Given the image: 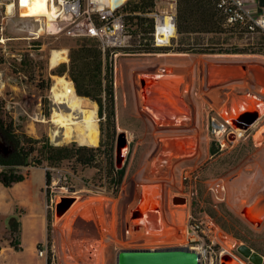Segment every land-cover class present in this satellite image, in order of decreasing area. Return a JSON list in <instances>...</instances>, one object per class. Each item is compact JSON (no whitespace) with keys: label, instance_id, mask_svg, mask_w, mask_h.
<instances>
[{"label":"rangeland","instance_id":"1","mask_svg":"<svg viewBox=\"0 0 264 264\" xmlns=\"http://www.w3.org/2000/svg\"><path fill=\"white\" fill-rule=\"evenodd\" d=\"M126 1L116 3V6ZM14 2L15 0H0V7ZM157 2L160 11L168 9L169 0ZM17 7L15 13L8 17L6 13L0 15L2 117L8 122L13 121L18 133L29 137H45L57 146L76 142L75 139L60 136L63 130L62 134L55 136L57 128L52 122L54 112H69V109L67 105L54 103L51 88L56 75L52 73L55 68H51L49 60L53 50L64 49L68 59L62 63L68 65L69 47L76 44L77 38L45 34L37 42L42 45L40 49L32 46L35 42L29 31L34 27L33 22L40 19L46 23V20H43L44 17H24L19 14L21 11L18 5ZM1 27H4L3 34ZM259 37L260 35L232 37L228 40L220 37L212 41L224 44L225 48L254 50L257 48L253 44ZM207 42V38H202L200 43ZM182 43H187L186 39L178 36L172 46L174 48L168 52L129 55L122 50L117 56L116 160L119 135L124 134L125 145L122 148H126L121 166L116 164L117 168H125L126 171L117 193L113 194L109 189L107 163L101 153H97V163L94 166L74 167V163L65 162L58 168H51L52 183L49 187L45 184L42 169L33 170L31 182L41 203L45 199L44 192L46 197L48 195L55 200L62 195L64 185L70 188L69 193H64V196L57 199L55 206L47 202V214L52 220L51 240L55 246L53 253L58 264H117V254L122 249L169 248L165 244L170 242L179 245L192 217L203 218L220 227L233 238L221 236L229 246H233L236 241L239 246L245 244L264 257V110L261 111L259 120L250 128L238 129L234 124L228 125L222 116L229 109L218 106L210 97L212 92L227 88L238 97L253 99L247 104L264 103V97L254 96L250 92L263 95L264 81L260 79L261 85L254 87L250 86L249 78H238L221 85L208 78L210 64L255 63L264 67V55L251 52L201 54L175 51ZM129 45L123 49H130L135 41H130ZM27 53L33 55L38 62L32 75V72H18V63L21 62L22 55ZM159 68H171L185 73L186 96L181 100L189 107L190 115L177 126L158 124L142 105L141 73ZM62 77L72 82L68 73ZM42 84L45 86L43 89ZM222 94L223 92L219 96ZM84 102L88 104V110L96 109L100 142L108 141L112 131L106 125V120L100 117L98 104L88 98H84ZM165 141L172 149L170 168L159 172L160 174L153 173L157 167H150V162ZM100 142L96 146H87L97 148ZM76 143L81 144L79 141ZM212 146L216 150L214 155L210 151ZM6 152L8 148L0 135V153ZM43 169L46 171L47 167ZM27 170L22 169L24 174L28 173ZM215 183L225 185L221 197L211 190ZM63 198H74L68 209L58 208ZM182 198H186V201H182ZM139 207L142 211H135ZM250 208L259 209L262 220H253L246 213ZM62 211L65 213L59 215L58 212ZM227 213L246 223V228L232 222ZM221 223H227L233 228V232L226 231ZM145 230L146 234H143ZM161 231L162 235L155 237ZM235 231H241L248 242L236 237ZM11 240L9 232L0 234V251H4L3 255L7 252L5 248L12 246ZM2 259L0 254V260ZM231 259L242 264L232 257ZM241 260L245 262V259Z\"/></svg>","mask_w":264,"mask_h":264},{"label":"trees","instance_id":"2","mask_svg":"<svg viewBox=\"0 0 264 264\" xmlns=\"http://www.w3.org/2000/svg\"><path fill=\"white\" fill-rule=\"evenodd\" d=\"M123 1L125 0H112V3L115 6L116 3H122ZM169 4H174L176 8L178 35L185 38L187 42L185 44L182 43L175 51L181 53L198 52L201 54H244L251 52L264 55V33L254 34L260 35L259 40L253 44L257 48L254 50L239 47L232 49L230 47L216 48L212 46L195 49L196 45L205 44L200 43L202 38H207L208 43L211 45L214 44L212 40L215 38L221 37L228 40L233 37L232 35L222 37L223 34H228L232 30L225 31L223 28L224 17L217 8L216 0H169ZM156 6L157 0H127L117 8L118 13L125 15L128 30L132 36L131 41H135V45L129 47L130 49H112L104 54L96 39L80 37L77 38L75 45L69 47V64L62 63L52 71L54 75L60 77L68 73L77 94L98 104L100 117L106 120V125L112 131L111 138L106 142L101 140L100 146L97 148L79 145L76 142L57 146L45 137L35 139L23 133H18L13 121L8 122L3 119L1 114L2 107L0 106V135L8 148V152L0 153V166H2L0 183L6 187H12L14 184L23 182L26 179L28 173L24 174L22 169L47 167L45 180L46 185L49 187L52 183L51 168H58L65 162L74 163V167L94 166L97 163V153H101L107 163L106 174L109 189L113 194L119 191L126 171L125 168H117V160L115 159L116 85L115 61L112 55L122 50L128 54H151L159 51L168 52L174 48L172 46L159 48L152 46L151 34L154 30V20L149 14L154 11ZM5 12L6 7H0V15L3 16ZM236 32L238 34L237 38L245 37L244 29L236 30ZM254 35L250 34L247 36ZM40 38H32L33 42H35L32 46L40 49L42 45L37 43ZM192 40H195V42ZM37 64L38 62L33 55L24 54L21 62L18 63V72H32V75L36 71ZM44 87L42 84L41 88L43 89ZM101 131L104 134L102 127ZM210 151L213 155L216 153L213 146ZM47 201L48 203L51 202L48 195ZM227 214L232 222L246 228V223L230 213ZM9 225V233L12 237L10 244L16 251H21L22 246L18 241L21 236L20 223L16 217H11ZM221 226L226 231L233 232V228L229 227L227 223H221ZM51 229L52 220L50 215L47 214V245L49 250L47 264H52L54 257L51 250ZM234 234L244 242H248V239L242 235L241 231H235ZM43 247V244L38 245V249Z\"/></svg>","mask_w":264,"mask_h":264},{"label":"built area","instance_id":"3","mask_svg":"<svg viewBox=\"0 0 264 264\" xmlns=\"http://www.w3.org/2000/svg\"><path fill=\"white\" fill-rule=\"evenodd\" d=\"M52 2L56 3L58 7L56 22H52V26H50L47 22L35 19L32 24L34 26L33 29L29 31L31 39H38L45 34H61L72 38L90 37L98 41L99 47L104 54L112 49H123L130 46L129 42L132 36L129 33L125 15L117 12V8L120 5H115V7L111 0H51ZM216 2L218 10L224 17L223 28L225 31L232 30L228 34H223L222 37L232 35L237 38L236 30L240 29L245 30L244 36L264 33V6L259 8L256 0H216ZM15 3L16 7L18 5L20 8L19 0H15ZM6 16L8 17L7 14ZM149 16L154 20V30L151 34L152 46L155 48L173 46L179 36L175 5L168 4V9L163 12L158 9L157 2V6ZM2 20H5V17H2ZM3 31L4 27H1L2 34ZM211 46L220 48L223 47V44L214 43L210 45L207 42L202 45H196L195 49ZM111 54L113 53L111 52ZM118 55L119 53L112 55L115 61V69ZM227 124L229 125V122ZM1 170L2 166H0ZM211 190L215 195L221 197L225 190V185L223 183H215ZM69 192L70 188L64 185L60 196H64V193ZM59 197L55 200L51 199V206L56 205ZM222 198L225 197L223 196ZM221 236L228 237L229 235L208 220L192 217L186 225L184 235L181 238L182 242L179 245H175L172 242L166 243L165 247H189L196 250L200 256L199 264H222V258L225 255L243 262L241 258L244 259V257L238 253L239 245L236 241L233 246H229L222 240ZM38 255L48 261V245L38 249ZM54 261L53 257L52 264H56ZM245 262L248 261L245 260Z\"/></svg>","mask_w":264,"mask_h":264},{"label":"bare ground","instance_id":"4","mask_svg":"<svg viewBox=\"0 0 264 264\" xmlns=\"http://www.w3.org/2000/svg\"><path fill=\"white\" fill-rule=\"evenodd\" d=\"M19 3L22 16L44 17L46 22L49 24L56 22L58 7L55 3H51V0H23V2L22 0H19ZM15 7V4L9 3L8 11L13 13ZM66 54L67 51L64 49L53 50L49 60L51 68H57L62 62L67 61L68 58ZM237 64L240 63L225 62L210 64L208 66V70L210 72V81L217 83V85L225 84L221 81L224 79V77L228 76L226 71H235L236 68L233 65ZM229 66L233 67L230 68ZM249 71L250 86L256 87V85L260 84V79L264 81L263 68L259 66H250ZM54 77L55 82L51 88L54 97V103L59 105H67V108L69 109V112H60L57 110L54 112L52 122L57 128L55 131V136L60 135L63 130V134L61 133L62 135L60 136H64L68 139L72 138V140L75 139L84 145H98L100 142V129L98 126L96 109L88 110V104L84 102V97L82 98L79 96V94H77L76 89L71 81H68L64 77L57 75ZM140 79L141 93L143 96V108L146 110L147 114L153 116L158 124L164 126H177L179 122H183L187 116L189 117V107L181 100L186 96L185 73L183 74V72L176 71V69L171 68H159L149 72L148 76L146 73L144 74V72L141 73ZM143 79L146 80V88H144L145 83L143 82ZM222 92V96H219V94ZM250 92L253 93L254 96L258 95L259 97H264V94H256L254 91ZM210 97L218 106H221L222 108L227 107L229 109L226 110L222 116L225 118V120H228L230 124L231 118L238 116L243 111H247L251 108H257L261 113V111L264 110V103L258 102L247 104L253 99L249 97H238L233 91L230 92L227 88L212 92ZM163 143L164 145L162 143L160 145V151L154 154L150 162V167L153 165L154 167H157V170H151L153 173L165 172L170 168L172 149L166 141ZM125 149L126 148H117V157L121 159V162L118 164L119 167L122 164ZM256 209L257 208H250L246 210V213L253 220H259L262 218L261 213L258 212L259 209ZM64 213L65 212L63 211L58 212L59 215H63ZM262 214H264V208L262 210ZM231 264L237 263L236 261H232Z\"/></svg>","mask_w":264,"mask_h":264},{"label":"crops","instance_id":"5","mask_svg":"<svg viewBox=\"0 0 264 264\" xmlns=\"http://www.w3.org/2000/svg\"><path fill=\"white\" fill-rule=\"evenodd\" d=\"M257 6H264V0H256ZM6 14L9 16L8 6L6 5ZM18 7L14 8V12ZM21 15V12L19 13ZM15 16V14H14ZM22 19V18H21ZM38 168H28V175L23 182L14 184L12 187H6L0 183V234L9 232V219L16 217L20 223L21 236L18 240L21 243L22 250L16 251L13 246L4 251H0L3 259L0 264H47L45 258L38 255V245H47V197L45 194L44 202L38 201L36 189L31 182L33 170ZM45 175V169L41 168ZM46 184V181H45ZM142 211L141 207L135 211ZM142 223L139 222L141 226ZM146 234V230L143 232ZM162 231L156 236H161ZM11 242V241H10ZM51 250L55 251L52 245ZM54 253V263L58 264Z\"/></svg>","mask_w":264,"mask_h":264},{"label":"water","instance_id":"6","mask_svg":"<svg viewBox=\"0 0 264 264\" xmlns=\"http://www.w3.org/2000/svg\"><path fill=\"white\" fill-rule=\"evenodd\" d=\"M235 71H226L228 76L224 77L221 82L227 83L231 80L238 78H249L250 66H259L264 69L260 64H237L233 65ZM233 66H229L230 68ZM148 73L146 75L148 76ZM208 78L210 79V72L208 70ZM146 88V80L143 79ZM260 118V112L258 109L251 108L242 112L238 116L231 118V124L237 126L238 129H248ZM225 120V119H224ZM228 123V120H225ZM230 124V123H229ZM117 148H122L125 145L124 134L118 136ZM121 162V159L117 157V164ZM182 201H186V198H182ZM74 202V198H63L59 204V209H68ZM61 211V210H60ZM238 251L253 264H262L263 256L254 251L247 245H240ZM199 253L189 247H169L160 249H122L117 254V264H199ZM232 259L230 256L225 255L222 258V264H231Z\"/></svg>","mask_w":264,"mask_h":264},{"label":"flooded vegetation","instance_id":"7","mask_svg":"<svg viewBox=\"0 0 264 264\" xmlns=\"http://www.w3.org/2000/svg\"><path fill=\"white\" fill-rule=\"evenodd\" d=\"M238 248H239V247H238ZM238 253H239L242 257H244V259H245L246 261H248L249 264H253V263L250 261V259H248L247 257L243 256L239 251H238ZM228 256H229V255H228ZM240 263L243 264V262H240ZM262 264H264V261L262 262Z\"/></svg>","mask_w":264,"mask_h":264},{"label":"snow or ice","instance_id":"8","mask_svg":"<svg viewBox=\"0 0 264 264\" xmlns=\"http://www.w3.org/2000/svg\"><path fill=\"white\" fill-rule=\"evenodd\" d=\"M22 2H23V0H22Z\"/></svg>","mask_w":264,"mask_h":264}]
</instances>
